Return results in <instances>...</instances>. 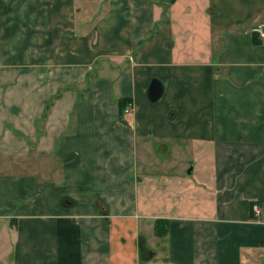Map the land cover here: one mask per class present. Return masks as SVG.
<instances>
[{
	"label": "crops",
	"instance_id": "obj_1",
	"mask_svg": "<svg viewBox=\"0 0 264 264\" xmlns=\"http://www.w3.org/2000/svg\"><path fill=\"white\" fill-rule=\"evenodd\" d=\"M260 23L264 0H0V264H264Z\"/></svg>",
	"mask_w": 264,
	"mask_h": 264
},
{
	"label": "water",
	"instance_id": "obj_2",
	"mask_svg": "<svg viewBox=\"0 0 264 264\" xmlns=\"http://www.w3.org/2000/svg\"><path fill=\"white\" fill-rule=\"evenodd\" d=\"M162 90L163 89L161 83H159L156 80H152L147 93L149 101L155 102L156 100H158V98L162 94ZM142 254H143V259H149L152 256V253H150L147 250H142Z\"/></svg>",
	"mask_w": 264,
	"mask_h": 264
},
{
	"label": "trees",
	"instance_id": "obj_3",
	"mask_svg": "<svg viewBox=\"0 0 264 264\" xmlns=\"http://www.w3.org/2000/svg\"><path fill=\"white\" fill-rule=\"evenodd\" d=\"M171 1H173V0H170V2ZM124 106H125V103L121 102L120 103L121 111L123 110ZM166 225H167V223L165 221H156V224L154 227L155 234L157 236H163L166 233Z\"/></svg>",
	"mask_w": 264,
	"mask_h": 264
},
{
	"label": "built area",
	"instance_id": "obj_4",
	"mask_svg": "<svg viewBox=\"0 0 264 264\" xmlns=\"http://www.w3.org/2000/svg\"><path fill=\"white\" fill-rule=\"evenodd\" d=\"M252 32L257 34L261 39H264V23H260L256 25L253 29ZM254 211L256 215L259 214V210L257 207L254 208Z\"/></svg>",
	"mask_w": 264,
	"mask_h": 264
},
{
	"label": "rangeland",
	"instance_id": "obj_5",
	"mask_svg": "<svg viewBox=\"0 0 264 264\" xmlns=\"http://www.w3.org/2000/svg\"><path fill=\"white\" fill-rule=\"evenodd\" d=\"M147 248V247H146ZM158 259V258H157ZM156 259V260H157ZM155 259H152V260H150V261H147V262H145V263H143L142 262V264H153V263H155V261H156ZM0 261H6V255H4L3 256V254H2V251H0Z\"/></svg>",
	"mask_w": 264,
	"mask_h": 264
}]
</instances>
